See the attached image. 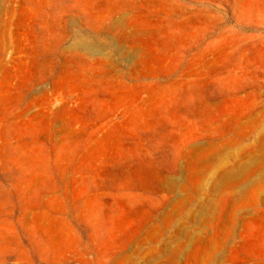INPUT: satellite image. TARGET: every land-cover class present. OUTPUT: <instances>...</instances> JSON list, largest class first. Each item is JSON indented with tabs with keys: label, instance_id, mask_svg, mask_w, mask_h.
<instances>
[{
	"label": "rangeland",
	"instance_id": "rangeland-1",
	"mask_svg": "<svg viewBox=\"0 0 264 264\" xmlns=\"http://www.w3.org/2000/svg\"><path fill=\"white\" fill-rule=\"evenodd\" d=\"M0 264H264V0H0Z\"/></svg>",
	"mask_w": 264,
	"mask_h": 264
}]
</instances>
